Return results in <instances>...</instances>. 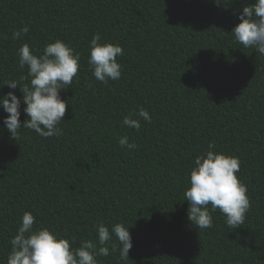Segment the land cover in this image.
Segmentation results:
<instances>
[{
    "label": "trees",
    "instance_id": "obj_1",
    "mask_svg": "<svg viewBox=\"0 0 264 264\" xmlns=\"http://www.w3.org/2000/svg\"><path fill=\"white\" fill-rule=\"evenodd\" d=\"M252 3L0 0V96L14 91L22 99L19 86L5 84L30 82L18 66L23 44L39 55L62 40L80 54L78 78L60 93L68 102L63 135L22 127L15 140L0 108V264L25 212L36 217L34 228H50L73 247L89 239L98 245V223L128 226L129 258L121 260L113 235L98 264H264V56L232 34ZM25 25L29 33L13 39ZM97 33L124 50L116 81L92 75ZM141 107L151 123L124 126ZM123 136L136 147L121 148ZM213 142L214 151L239 158L237 176L248 189L251 208L236 229L219 209L210 228L188 220L190 172Z\"/></svg>",
    "mask_w": 264,
    "mask_h": 264
},
{
    "label": "clouds",
    "instance_id": "obj_2",
    "mask_svg": "<svg viewBox=\"0 0 264 264\" xmlns=\"http://www.w3.org/2000/svg\"><path fill=\"white\" fill-rule=\"evenodd\" d=\"M219 4L220 0H216ZM239 23L232 31L235 41L245 48H254L264 56V0H255L243 8ZM29 33L25 25L12 33L15 40ZM4 38H7L6 36ZM99 33L90 42L89 65L97 81L108 83L121 78L122 65L117 57L124 55L121 45L101 43ZM18 66L21 70L27 67L30 82L20 86L16 80H9L5 85L11 89L20 87L22 99L14 91L0 96V108L8 115L3 123L17 140L19 130L29 128L38 135L49 138L63 135L59 127L68 102L61 98V90L72 86L78 78L80 54L62 40L45 45L43 53L37 55L25 43L18 50ZM28 119L21 123V104ZM135 117V118H134ZM141 120L151 123L152 117L143 107L123 118V125L141 128ZM121 148L132 150L136 147L129 143L128 136L119 138ZM215 143H209L208 151L194 160L190 172V187L185 190L184 198L189 203L188 220L198 229L213 226L212 213L217 209L226 216V224L236 229L244 224L246 213L251 208L247 186L238 178L240 161L238 157L214 151ZM211 206L209 209L208 206ZM36 217L25 212L16 235L11 239V250L7 264H98L97 257L108 256V243L113 235L120 245L121 260L129 258L133 247L129 227L123 223H114L111 228L103 222L94 225L98 236V245L93 240H84L79 247H73L74 241L61 237L54 230L43 227L34 228ZM113 251L116 250L113 245Z\"/></svg>",
    "mask_w": 264,
    "mask_h": 264
}]
</instances>
